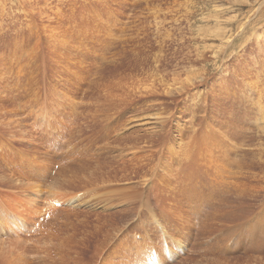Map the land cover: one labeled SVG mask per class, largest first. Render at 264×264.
Here are the masks:
<instances>
[{"label": "rangeland", "instance_id": "1", "mask_svg": "<svg viewBox=\"0 0 264 264\" xmlns=\"http://www.w3.org/2000/svg\"><path fill=\"white\" fill-rule=\"evenodd\" d=\"M0 264H264V0H0Z\"/></svg>", "mask_w": 264, "mask_h": 264}, {"label": "bare ground", "instance_id": "2", "mask_svg": "<svg viewBox=\"0 0 264 264\" xmlns=\"http://www.w3.org/2000/svg\"><path fill=\"white\" fill-rule=\"evenodd\" d=\"M145 123L152 124V121H150V119H148V120L145 121ZM72 173H73V172H72ZM71 176L74 177V173L71 174ZM71 176H70V177H71ZM87 179H88V178H87ZM64 180H65V179H64ZM88 180L90 181V179H88ZM94 181H95V180H94ZM91 182H92V181H91ZM107 182H108V181H107ZM107 182H106V183H107ZM108 183H109V182H108ZM93 184H94V183H93ZM96 184H97V183H96ZM94 185H95V184H94ZM35 186H36V185H35ZM60 186H61V185H60ZM36 187H37V186H36ZM129 189H130V188H129ZM37 190H38V189H37ZM123 190H124V189H122V192H123ZM115 191H116V190H115ZM119 191H120V190H119ZM119 191H118V192H119ZM125 191H127V190L125 189ZM124 193H126V192H124ZM77 196H78V195H77ZM35 197H36V196H35ZM36 201H37V198H34V197H33L32 200L30 201V202H31L30 205H31V206L36 205ZM31 206H29V207H31ZM55 206H56V205H55ZM32 209H33V208H32ZM28 211H29V210H28ZM53 214H54V213H53ZM22 216H23V215H22ZM23 217H24V216H23ZM23 217H21V216L18 217L17 219H19V221H16V220H15V221H12V222H13L12 225H14V222H17V223H15V224H20V221H22V218H23ZM23 219H24V218H23ZM27 220H28V219H27ZM25 221H26V220H25ZM18 222H19V223H18ZM25 227H26V226H25Z\"/></svg>", "mask_w": 264, "mask_h": 264}]
</instances>
